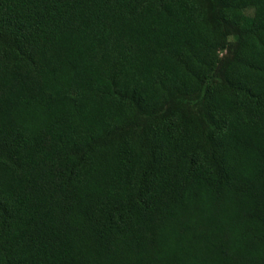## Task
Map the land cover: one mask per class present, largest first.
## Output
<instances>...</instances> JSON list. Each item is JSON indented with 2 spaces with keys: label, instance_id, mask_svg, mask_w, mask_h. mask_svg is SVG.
<instances>
[{
  "label": "trees",
  "instance_id": "16d2710c",
  "mask_svg": "<svg viewBox=\"0 0 264 264\" xmlns=\"http://www.w3.org/2000/svg\"><path fill=\"white\" fill-rule=\"evenodd\" d=\"M0 264H264V0H0Z\"/></svg>",
  "mask_w": 264,
  "mask_h": 264
},
{
  "label": "rangeland",
  "instance_id": "374dc122",
  "mask_svg": "<svg viewBox=\"0 0 264 264\" xmlns=\"http://www.w3.org/2000/svg\"><path fill=\"white\" fill-rule=\"evenodd\" d=\"M232 43H234V42L232 41Z\"/></svg>",
  "mask_w": 264,
  "mask_h": 264
}]
</instances>
